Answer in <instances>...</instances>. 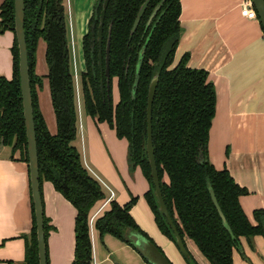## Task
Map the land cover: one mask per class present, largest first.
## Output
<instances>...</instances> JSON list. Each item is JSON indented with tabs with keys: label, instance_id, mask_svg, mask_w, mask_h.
<instances>
[{
	"label": "trees",
	"instance_id": "trees-1",
	"mask_svg": "<svg viewBox=\"0 0 264 264\" xmlns=\"http://www.w3.org/2000/svg\"><path fill=\"white\" fill-rule=\"evenodd\" d=\"M146 1L109 0L104 23L101 72L98 31L105 0H96L82 39L85 65L79 79L82 105L87 116L97 122H106L119 138L127 139L131 169L140 166L149 181L150 189L145 197L155 221L161 232L176 244L175 232L159 209L147 151L149 88L153 78L159 75L152 129L164 201L186 246V239H190L211 264H234V251L241 249L242 239H246L253 248L254 238L264 237V210H254L253 223L241 204V197L250 193L248 188L241 186L228 168L217 169L210 160L209 140L217 111V90L209 71L188 65L189 53H185L177 64L174 63L182 35L181 0H150L136 31L132 33L139 11ZM159 5L148 28V21ZM25 6L40 185L44 180L52 182L55 189L77 210L75 256L71 264H93L91 217L93 210L107 199V194L101 182L84 165L75 143L78 137V93L64 0H25ZM6 30L15 34L14 0H4L0 4V32ZM40 39L47 44L46 77L56 114V134L49 131L38 101L37 89L43 85L42 78L36 73ZM145 45V55L139 65ZM19 63L15 34L13 77L0 76V146L11 147L13 153L19 151L21 159L29 167ZM102 80L105 83V96L102 94ZM211 188L229 228L224 225L213 202ZM136 202L135 196L124 205L116 200L109 202V208L93 220V227L102 240L110 234L131 245L127 239L128 230L151 239L131 214ZM32 210L34 225L30 234L24 236L25 264H39L33 200ZM44 218L47 244L50 227L48 218L45 215ZM183 256L188 264H199L190 251L188 256Z\"/></svg>",
	"mask_w": 264,
	"mask_h": 264
},
{
	"label": "crops",
	"instance_id": "crops-1",
	"mask_svg": "<svg viewBox=\"0 0 264 264\" xmlns=\"http://www.w3.org/2000/svg\"><path fill=\"white\" fill-rule=\"evenodd\" d=\"M3 1L0 0V4ZM95 2L75 0L77 32L69 24V37L73 42L74 37L81 40L87 32L86 20L92 14L89 17L85 12L88 8L91 10ZM244 2L181 0L182 35L174 63L177 64L185 53H189L190 67L209 71L217 90V111L210 130V160L217 169L228 168L234 179L248 188L250 193L241 197V204L255 223L254 210H264V29L259 19L242 15ZM64 4L68 21V9L73 0H67V6L64 0ZM42 40H39L36 53V73L45 78L48 73L45 58L47 44L45 46ZM14 43L15 34L11 30L0 32V76L9 79L13 77ZM81 61L82 71L83 57ZM75 65L79 69L76 59ZM76 78L79 118L76 140L80 135L83 147L81 149L78 143L76 146L84 165L101 182L107 194V199L93 210L91 220L108 209L111 200L124 205L135 196L137 202L131 214L139 227L150 235L142 217L146 208L144 201H147L145 194L150 189L149 181L142 169H131L127 139L119 138L106 122H97L86 115L80 93V75ZM45 84L42 91L44 84L37 89L39 106L49 131L56 134L57 120L48 79ZM108 187L115 193L110 200ZM41 190L50 235L68 234L69 230L75 232L77 210L73 204L50 181L44 180ZM147 205L149 208V203ZM150 211L154 214L151 206ZM33 223L28 164L21 159L19 151L13 153L11 147L0 146V264H25L24 236L30 234ZM91 233L93 264H148L135 248L113 235H106L102 240L92 226ZM153 234L156 236L154 231ZM96 238L100 240L99 246H96ZM157 241L172 264H188L173 241L166 243L159 238ZM254 244L252 248L246 239H242L241 249L234 251V264H264V237L256 236ZM196 249L199 250L197 246ZM74 256L75 251L73 253L68 249L60 251L59 258L53 253L50 254L49 264H71Z\"/></svg>",
	"mask_w": 264,
	"mask_h": 264
},
{
	"label": "water",
	"instance_id": "water-1",
	"mask_svg": "<svg viewBox=\"0 0 264 264\" xmlns=\"http://www.w3.org/2000/svg\"><path fill=\"white\" fill-rule=\"evenodd\" d=\"M15 1V34L17 38V44L19 48V71H20V83L22 90V99H23V107H24V119L26 125V134L28 141V155H29V171H30V184H31V197L34 204L35 210V218H36V228H37V241H38V256H39V264H48V256H47V244L45 237V218H44V205L43 198L41 193V185H40V171H39V158H38V148H37V135H36V127L34 120V108H33V97H32V88L30 81V70H29V60H28V47L26 40V32H25V0H14ZM150 0H147L143 6L141 7L137 19L134 23V27L132 33H134L141 21V18L146 11ZM255 10L258 14V19L261 22V25L264 29V0H252ZM109 0H105L104 8L101 14V23L98 31V43L100 47V55H99V66L101 72H103V53H102V45H103V32H104V23L105 16L107 11ZM160 5L154 10L151 15L147 27L149 28L152 24ZM111 37H109L108 45H107V70L106 75L109 78V62H110V50H111ZM147 45L144 46L141 55H140V63L144 58L145 50ZM159 75L157 74L150 85L149 88V97H148V142H147V151L149 155L150 166L152 170V177L154 181V185L156 188V192L159 199V209L166 216L169 224L173 228L176 235V245L180 249L183 255L188 256L189 251L185 242L177 228L174 224L173 218L169 213L168 207L164 201L162 190H161V181L159 177L157 162L155 159L154 152V144H153V129H152V113H153V103L156 94V88L158 85ZM108 91H109V79L107 82ZM136 89V84L134 86V91ZM105 83L102 80V94L105 96ZM210 193L215 203L221 217L223 223L226 227L229 228L228 222L225 218V215L218 203L214 190L211 188ZM127 239L130 241L131 245L138 251V253L148 261L149 264H172L169 258L165 255V253L160 249V247L153 242L151 239L146 237L144 234L139 233L134 230L127 231Z\"/></svg>",
	"mask_w": 264,
	"mask_h": 264
},
{
	"label": "rangeland",
	"instance_id": "rangeland-1",
	"mask_svg": "<svg viewBox=\"0 0 264 264\" xmlns=\"http://www.w3.org/2000/svg\"><path fill=\"white\" fill-rule=\"evenodd\" d=\"M66 6H67V0H66ZM94 6H92V9L89 10L88 8V12L86 11L85 13H87L90 17V15L92 14V10H93ZM70 10V11H69ZM68 12L70 13V19L68 17V34L70 33V36H71V31H70V27L73 28V29H76V32H77V27L75 26V20H76V16L78 14V10H76V3H75V0H73V4L71 5L70 4V9H68ZM81 13V12H80ZM68 15V13H67ZM88 17V16H87ZM87 19V18H86ZM89 20V18H88ZM88 20H86V28H88ZM85 21L83 22V25H84ZM69 24H70V27H69ZM70 39V47H71V50H72V56H73V52H74V46H75V59H76V62H77V65L79 66V69H77L78 67H76L75 65V59L73 61V65H74V69H73V72H74V75H75V79L77 80V75L79 74L80 75V72H81V52L83 51L82 49V39L79 40V38H77L75 40V37H74V42L73 40L69 37ZM46 46V42L44 40H42ZM85 68V65L84 67ZM75 70V71H74ZM47 79V77L45 78H42V83L44 84V86L41 87V91L43 89V87H45V80ZM45 92V91H44ZM115 98H116V101H118V92L117 90H115ZM125 139V138H123ZM126 140V139H125ZM127 141V140H126ZM75 143L81 147H83V140L81 142V137L79 135V138L78 140L75 141ZM87 145H88V142H87ZM82 149V148H81ZM138 169H141L140 166L136 167ZM142 171V170H141ZM146 200V199H145ZM147 201H144V205H145V209L143 210V213H142V217H143V220L145 222V227L147 228V232L150 233V235L148 234V236L154 241L157 243V245H160L159 242L157 241V239L159 238L161 241H165L166 243L168 242H172L166 235H164L161 230L159 229L156 221H155V216L154 214L151 213L150 211V206L148 208V202L146 203ZM148 211V212H147ZM153 231L156 233V236H154L153 234ZM96 241V246H99L100 245V240L98 238L95 239ZM189 242V246H187L188 250L191 252V254L194 256V258L199 262V264H210V262L207 260V258L200 253L199 250L196 249V245L191 241V240H188ZM47 246H48V249H47V253H48V264L50 262V254L52 255L53 253H56V257L59 258L60 256V251H65L66 249H68V251H71L74 253V249H75V246H76V241H75V232L72 230V232L69 230V233H65L63 232L62 235H58V236H55V235H50V230L48 231V235H47ZM161 249H163V246H159ZM165 251V250H164Z\"/></svg>",
	"mask_w": 264,
	"mask_h": 264
},
{
	"label": "built area",
	"instance_id": "built-area-1",
	"mask_svg": "<svg viewBox=\"0 0 264 264\" xmlns=\"http://www.w3.org/2000/svg\"><path fill=\"white\" fill-rule=\"evenodd\" d=\"M242 15L249 19H258V14L255 10L252 0H245L242 7ZM108 189L110 191L108 199L110 200L115 196V193L111 188L108 187ZM93 220L94 219L91 220L92 227H93Z\"/></svg>",
	"mask_w": 264,
	"mask_h": 264
}]
</instances>
